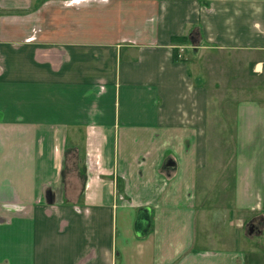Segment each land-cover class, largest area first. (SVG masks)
Masks as SVG:
<instances>
[{"label": "crops", "instance_id": "0c3cea01", "mask_svg": "<svg viewBox=\"0 0 264 264\" xmlns=\"http://www.w3.org/2000/svg\"><path fill=\"white\" fill-rule=\"evenodd\" d=\"M263 214L264 0H0V264H263Z\"/></svg>", "mask_w": 264, "mask_h": 264}, {"label": "rangeland", "instance_id": "374dc122", "mask_svg": "<svg viewBox=\"0 0 264 264\" xmlns=\"http://www.w3.org/2000/svg\"><path fill=\"white\" fill-rule=\"evenodd\" d=\"M85 153V152H84ZM83 153V154H84ZM85 158V157H84ZM256 224V227L253 226L254 231L250 234V227L252 224ZM237 232V233H235ZM244 238L245 241V250L248 252H257L260 256H263V264H264V214L261 216H252L246 223V226L241 231H233L232 238L233 241L236 237ZM235 237V238H234ZM243 241V242H244ZM261 260V259H260Z\"/></svg>", "mask_w": 264, "mask_h": 264}, {"label": "water", "instance_id": "95a60500", "mask_svg": "<svg viewBox=\"0 0 264 264\" xmlns=\"http://www.w3.org/2000/svg\"><path fill=\"white\" fill-rule=\"evenodd\" d=\"M167 169H175L176 164L172 159L167 160L165 164ZM153 227V218L152 210L150 208L144 207L138 211L137 218L134 225V230L137 238L144 239L152 231ZM254 228L250 229V234H252Z\"/></svg>", "mask_w": 264, "mask_h": 264}, {"label": "trees", "instance_id": "16d2710c", "mask_svg": "<svg viewBox=\"0 0 264 264\" xmlns=\"http://www.w3.org/2000/svg\"><path fill=\"white\" fill-rule=\"evenodd\" d=\"M189 40L190 39L187 36L179 37V38L174 39V43H176L177 45H184V44H187ZM174 60L175 61L179 60V50L178 49L174 50Z\"/></svg>", "mask_w": 264, "mask_h": 264}, {"label": "flooded vegetation", "instance_id": "af4514ba", "mask_svg": "<svg viewBox=\"0 0 264 264\" xmlns=\"http://www.w3.org/2000/svg\"><path fill=\"white\" fill-rule=\"evenodd\" d=\"M253 226H255V228H257L256 224L254 223V224L251 225L250 229L253 228Z\"/></svg>", "mask_w": 264, "mask_h": 264}, {"label": "built area", "instance_id": "2783aa9c", "mask_svg": "<svg viewBox=\"0 0 264 264\" xmlns=\"http://www.w3.org/2000/svg\"><path fill=\"white\" fill-rule=\"evenodd\" d=\"M182 56H181V54H179V58H181Z\"/></svg>", "mask_w": 264, "mask_h": 264}]
</instances>
